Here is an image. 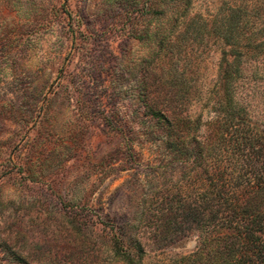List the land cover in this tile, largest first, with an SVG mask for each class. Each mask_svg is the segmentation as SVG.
Masks as SVG:
<instances>
[{
    "label": "rangeland",
    "instance_id": "374dc122",
    "mask_svg": "<svg viewBox=\"0 0 264 264\" xmlns=\"http://www.w3.org/2000/svg\"><path fill=\"white\" fill-rule=\"evenodd\" d=\"M231 1L195 0L194 12ZM220 50L193 56L197 113ZM146 82L147 0H0V264L107 261L105 223L136 218L162 158L134 113ZM240 92L264 131V61L244 67ZM196 245L190 235L166 253Z\"/></svg>",
    "mask_w": 264,
    "mask_h": 264
},
{
    "label": "trees",
    "instance_id": "16d2710c",
    "mask_svg": "<svg viewBox=\"0 0 264 264\" xmlns=\"http://www.w3.org/2000/svg\"><path fill=\"white\" fill-rule=\"evenodd\" d=\"M194 1L147 0V82L132 101L162 158L147 167L136 218L105 223L107 261L87 264H264V131L240 92L244 67L264 61V8L232 0L206 15ZM211 44L213 97L197 113L193 56ZM190 235L192 252L166 253Z\"/></svg>",
    "mask_w": 264,
    "mask_h": 264
}]
</instances>
